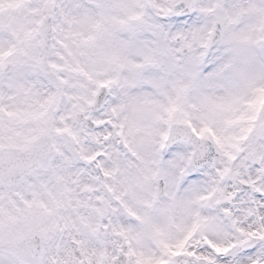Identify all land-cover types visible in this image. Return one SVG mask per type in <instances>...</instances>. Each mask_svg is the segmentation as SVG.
<instances>
[{
	"label": "snow or ice",
	"instance_id": "obj_1",
	"mask_svg": "<svg viewBox=\"0 0 264 264\" xmlns=\"http://www.w3.org/2000/svg\"><path fill=\"white\" fill-rule=\"evenodd\" d=\"M0 264H264V0H0Z\"/></svg>",
	"mask_w": 264,
	"mask_h": 264
}]
</instances>
